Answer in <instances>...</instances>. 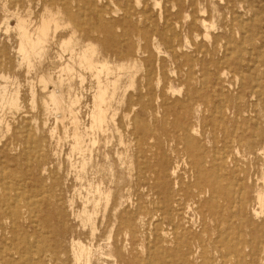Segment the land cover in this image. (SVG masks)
I'll list each match as a JSON object with an SVG mask.
<instances>
[{"label":"bare ground","instance_id":"1","mask_svg":"<svg viewBox=\"0 0 264 264\" xmlns=\"http://www.w3.org/2000/svg\"><path fill=\"white\" fill-rule=\"evenodd\" d=\"M149 1L153 5L158 4V0ZM175 1L178 2L179 10L172 13L166 8L160 20L168 28V24H172L173 19L178 20L182 17L188 6L193 16H196L193 20L195 22L191 23V26H195L198 20L197 13L200 11L197 0ZM122 2L125 4L117 5L130 11L134 3H141V0H122ZM259 11L260 9L257 12ZM141 14L145 17L148 10L144 9ZM245 21L247 20H243L241 16L235 17V26L241 32L242 40L236 41L232 33L229 35L224 47L227 52L234 50L237 55L232 57H235L234 59L228 54L224 55V61L237 69L236 80L242 83V94L249 90L252 97L256 98L257 113L248 118L240 117L237 127L226 132L221 148L214 146L208 149L199 139L201 125L195 120V114L199 113V107L202 105L199 101L203 97L191 89L185 98L177 100L173 106H168L165 97L170 89L164 86L159 97L163 98L164 108L175 110V132H171L165 126L154 129L146 120L139 123L137 128L142 132L143 139L135 154L130 177L119 176L110 192L98 188L95 197L86 201L87 205L92 204V210L85 207L82 211L81 231L68 226L65 210L60 204L58 195V180L55 174L49 172L43 165L41 142L35 141L31 146L28 141L24 146L26 143L24 140L29 139H24L22 134L16 133L13 141L17 145L15 150H20V153L8 157L6 149L0 151V178L4 180L7 173L10 174L14 178V182H8L10 185L13 183L17 191L19 187L24 186L29 192L28 195L31 194L25 199V208L32 215L34 213L33 218H39V222L37 220L35 222L40 226V230L38 234L31 233L32 239H23L18 205L24 193H18L12 213L14 242L9 247L0 243V264H264V116L260 113L264 112V25L258 21L259 23L247 26ZM103 24H105L104 20L101 22V25ZM60 26L58 16L52 12L51 15L43 18L36 32L32 33L28 21L18 17L16 29L19 33V52L29 66H32L34 59H41L46 51L52 27H55L57 33ZM199 27L201 39L203 42L207 41L212 34L213 25L202 17ZM156 32L162 39L171 42L164 31L157 29ZM109 35L113 36L111 33ZM70 39L72 41H62L63 48H69L76 38ZM215 39L218 37L216 36ZM257 41L262 43L261 47H256ZM203 42L199 48H205ZM215 43L218 47V40ZM104 46L106 52L110 51L122 59L134 57L133 47L122 51L115 45ZM253 49L256 52L248 59L249 66L253 69L262 68L261 76L249 75L241 68V63L245 60L244 56L250 54ZM96 53L95 46L89 43L77 55V59L79 65L95 77L97 84L96 93L93 95L91 126L85 130L105 133L112 98L116 95L122 79V71L127 72L132 65L122 63L117 69L120 72L115 74L106 56L97 59ZM149 53L148 46L140 52L141 55ZM70 55V59L73 60L76 55L74 50H71ZM153 57L150 54L146 60L150 65L142 76V80L146 81V94L142 97L151 96L153 92L152 80L156 73L151 62L154 60L151 59ZM191 62L194 63L192 59ZM72 67L67 64L65 69L70 70ZM203 70L207 76H210L208 66ZM104 71H107L105 80L101 76ZM226 74L227 72L224 71L220 78L225 77ZM112 75L116 79H110ZM127 75L131 81L137 76L130 71ZM82 80L86 79L82 77ZM41 81L46 85H54L55 89L50 94V99L60 109L62 93L59 84L52 75L42 76ZM111 88L112 94L109 93ZM79 102L80 98L76 97L68 106L73 116V123L76 125L74 149L83 152L85 139L79 131L78 116L73 109ZM227 111L229 112L228 109ZM243 112L242 106L236 107L238 116H242ZM154 130L159 131L160 134H155L151 138L153 142L149 143L147 139L155 133ZM6 161L12 163L14 170L5 169L3 165ZM37 212L40 216H35ZM211 222H215L212 228ZM147 226L153 227L149 237H145Z\"/></svg>","mask_w":264,"mask_h":264},{"label":"rangeland","instance_id":"2","mask_svg":"<svg viewBox=\"0 0 264 264\" xmlns=\"http://www.w3.org/2000/svg\"><path fill=\"white\" fill-rule=\"evenodd\" d=\"M197 2L200 11L197 13L198 20L195 26H191V23L195 22L193 20L196 16H193L191 9L187 6L182 17L178 20L173 19V25L169 23L167 28V25L160 20V16L166 12V8L172 13L179 10L178 2L175 0H158L157 5H153L149 0H141V3L135 2L130 11L117 5H124L122 0H0V151L6 149L8 157L20 153V150H15L17 145L13 141L16 133L22 134L24 139H29L24 140L26 142L24 146L28 144V141L31 146L35 141L41 142L43 165L49 172H53L58 180L60 204L65 210V218L70 228L77 231L83 229V219H80L83 218L82 211L85 207L92 210V204L87 205L86 201L95 197L98 188L112 190L119 176L130 177L135 154L143 139L142 132L137 128L141 121L146 120L154 129L165 126L171 132H175V110L164 108L163 98L159 97L164 86L170 89L165 97L168 106H173L177 100L185 98L191 89L203 97L199 101L202 105L199 107V113L195 114V120L201 125L199 139L208 149L214 146L221 148L226 132L237 127L240 117L248 118L257 113L256 98L252 97L249 90L242 94V83L236 80L237 69L226 60L224 61L227 54L231 58L237 54L234 50L227 52L224 44L231 33L236 41L242 40L241 32L235 26L236 16L247 20L245 21L247 26L259 23L258 21L264 25V0H197ZM143 8L148 10L145 17L141 14ZM47 9L50 13L46 11ZM258 9H260L259 12H257ZM52 12L58 16L61 26L57 33L55 27H52L46 51L41 59H34L32 66H29L19 52V33L16 29L18 17L26 19L31 32L35 33L43 18L51 15ZM202 17L213 25L211 36L204 42L199 35ZM103 20L105 24L101 25ZM157 29L164 31L171 42L169 43L165 38L162 39L156 32ZM109 33L113 36L110 37ZM216 36L218 39H215ZM70 38L76 39L71 42L69 48H63L62 41L71 40ZM217 40L218 47L215 43ZM202 42L205 48H199ZM89 43L95 46L97 59H103L106 56L115 74L120 72L117 69L122 63L132 65L127 72L122 71V79L116 95L112 98L105 133L85 130L91 126L93 95L96 93L97 84L95 77L79 65L77 55ZM104 45H115L122 51L133 47L134 57L122 59L110 51L106 52ZM261 45L262 43L257 41L256 47ZM146 46L149 47L150 53L141 55L140 52ZM71 50H74L76 54L73 60L70 59ZM255 52L256 50L253 49L250 54L244 56L245 60L241 63V68L249 75L261 76L262 68L253 69L249 66L248 59ZM150 54L154 56L151 59L155 61L151 62L156 72L152 80L153 92L151 96L142 97L146 94V81L142 80V76L150 65L146 62ZM65 64L73 66L72 69H65ZM205 66L209 67L210 76L205 74L203 70ZM190 67L192 68L189 69ZM129 71L137 75V78H134L136 83L128 77ZM224 71L227 74L220 78ZM44 75H52L59 84L58 87L60 86L61 110L50 99V94L55 89L54 85H46L41 81ZM101 76L103 79L106 78L107 71H104ZM82 77L86 80L83 81ZM110 79L116 78L112 75ZM201 86L204 87L201 88ZM109 93H113L112 88ZM76 97L80 98V102L77 104L78 107L74 105L73 109L78 116L79 131L85 139L83 152L74 149L76 125L73 123L69 106ZM237 106L243 107L242 116L237 115ZM260 113L264 116V112ZM212 116H215V119ZM217 123L219 125L216 126ZM155 134L160 132L155 131L151 134L147 142L152 143L151 138ZM3 166L8 171L14 170L9 161H6ZM5 179L0 178V220L2 221L0 222V243L9 247L14 242L12 213L18 193H24L18 205L23 239H32L31 233L38 234L40 226L35 222V220L39 222V218H33L34 213L32 215L25 208V199L31 194L28 195L29 192L24 186L19 187L17 191L15 189L17 187H14L12 182L10 185L9 181L14 182L10 174L7 173ZM9 194L10 197H8ZM39 214L37 212L35 216ZM99 218H102V213L99 214ZM210 226L214 227L215 222H211ZM147 228L145 237H149L153 229L152 226Z\"/></svg>","mask_w":264,"mask_h":264}]
</instances>
